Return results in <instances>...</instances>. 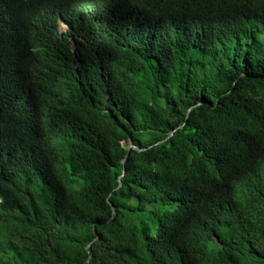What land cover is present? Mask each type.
Returning <instances> with one entry per match:
<instances>
[{"label":"trees","instance_id":"1","mask_svg":"<svg viewBox=\"0 0 264 264\" xmlns=\"http://www.w3.org/2000/svg\"><path fill=\"white\" fill-rule=\"evenodd\" d=\"M2 53L0 264H264V0H0Z\"/></svg>","mask_w":264,"mask_h":264},{"label":"clouds","instance_id":"2","mask_svg":"<svg viewBox=\"0 0 264 264\" xmlns=\"http://www.w3.org/2000/svg\"><path fill=\"white\" fill-rule=\"evenodd\" d=\"M23 1V0H22ZM32 1V0H31ZM32 10V9H31ZM68 28V24L67 22L61 18L60 21H59V24H58V30L59 32H65ZM16 36L18 37H22V36H27V38L31 41H35V38H36V33L32 31V29H28V32L27 30L25 29H19L16 33ZM36 44V42L33 44V46ZM35 50V48H33V51ZM1 61H4L6 62V56L2 53L1 55V58H0Z\"/></svg>","mask_w":264,"mask_h":264},{"label":"water","instance_id":"3","mask_svg":"<svg viewBox=\"0 0 264 264\" xmlns=\"http://www.w3.org/2000/svg\"><path fill=\"white\" fill-rule=\"evenodd\" d=\"M162 141H164V140H160L159 142H162ZM132 146H137V145H135V144H131ZM141 149H145V148H141Z\"/></svg>","mask_w":264,"mask_h":264}]
</instances>
